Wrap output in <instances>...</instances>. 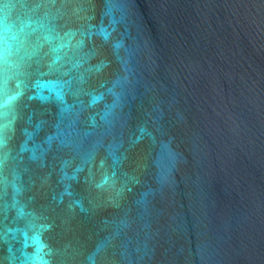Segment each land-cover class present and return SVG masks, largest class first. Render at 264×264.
<instances>
[{
	"label": "water",
	"instance_id": "1",
	"mask_svg": "<svg viewBox=\"0 0 264 264\" xmlns=\"http://www.w3.org/2000/svg\"><path fill=\"white\" fill-rule=\"evenodd\" d=\"M0 264H264V0H0Z\"/></svg>",
	"mask_w": 264,
	"mask_h": 264
}]
</instances>
